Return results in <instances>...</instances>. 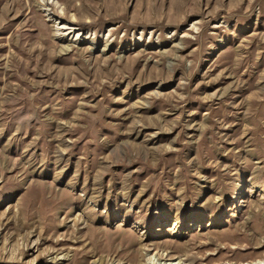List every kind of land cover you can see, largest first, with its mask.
I'll use <instances>...</instances> for the list:
<instances>
[{
    "label": "rangeland",
    "instance_id": "1",
    "mask_svg": "<svg viewBox=\"0 0 264 264\" xmlns=\"http://www.w3.org/2000/svg\"><path fill=\"white\" fill-rule=\"evenodd\" d=\"M170 262L264 264V0H0V264Z\"/></svg>",
    "mask_w": 264,
    "mask_h": 264
},
{
    "label": "bare ground",
    "instance_id": "2",
    "mask_svg": "<svg viewBox=\"0 0 264 264\" xmlns=\"http://www.w3.org/2000/svg\"><path fill=\"white\" fill-rule=\"evenodd\" d=\"M61 26H62V25H61ZM62 28H67V29H69L70 32L73 31V29H72L69 25H67V24L63 25ZM78 34H79V33H77V35H78ZM261 263H262V262H261ZM169 264H176V263H174V262H170ZM241 264H246V263H241Z\"/></svg>",
    "mask_w": 264,
    "mask_h": 264
}]
</instances>
